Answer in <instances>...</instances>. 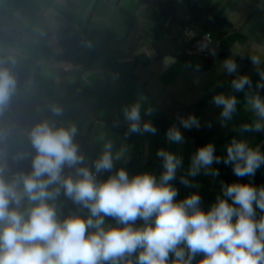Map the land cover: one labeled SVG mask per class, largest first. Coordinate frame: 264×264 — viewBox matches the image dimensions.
<instances>
[{
	"label": "clouds",
	"instance_id": "clouds-1",
	"mask_svg": "<svg viewBox=\"0 0 264 264\" xmlns=\"http://www.w3.org/2000/svg\"><path fill=\"white\" fill-rule=\"evenodd\" d=\"M252 62L259 65L260 59L253 56ZM8 63L14 61H0V115L18 90V77ZM223 68L231 75L238 66L226 59ZM260 76L256 88L264 89V72ZM231 87L236 92L250 90L252 80L239 75ZM213 103L222 108L221 118L227 121L237 111L238 99L218 94ZM245 107L255 118L242 124L241 130L264 131V97L247 92ZM141 108L140 102L123 107L126 136L156 134L152 122L142 119ZM50 110L53 116L63 115L59 105L53 104ZM144 114L151 116L152 109ZM180 123L184 128L199 127L194 115L180 117ZM25 135L31 151L9 156L0 147V264H193L198 255L203 257L198 264H264V215L257 218V209L264 213V185L225 184L222 195L204 210L197 193L176 200L178 189L171 182L183 158L171 151L161 148L156 153L162 162L158 178L150 172L129 177L125 168H119L101 181L97 176L112 173L124 155L122 149L113 151L112 140L104 141L89 165L75 141V124L57 126L53 120L42 119ZM166 136L170 143L184 141L175 126ZM4 139L0 131V144ZM215 152L213 143L199 147L187 175L196 177L204 170L206 175L218 176L212 165L223 162L233 165L235 176L251 178L264 165V152L246 138L233 137L224 157ZM24 160H30V170L18 167ZM180 183L192 186L186 176L180 177ZM61 194L87 209V215L72 212L61 217L54 203ZM106 217L114 219L115 225L106 226ZM138 220L143 221L139 226Z\"/></svg>",
	"mask_w": 264,
	"mask_h": 264
},
{
	"label": "crops",
	"instance_id": "crops-1",
	"mask_svg": "<svg viewBox=\"0 0 264 264\" xmlns=\"http://www.w3.org/2000/svg\"><path fill=\"white\" fill-rule=\"evenodd\" d=\"M196 1L201 7H209L210 13L189 25L187 30H192L195 36H201L204 33L215 35L221 44L219 54L213 59V65L205 70L191 69L172 56L156 57L151 46V18L140 0H0V23L4 29L12 30L15 33L13 41L3 40L6 44L1 47L3 51L0 54L9 53L22 59L28 64L29 71L35 68L36 71L42 72L45 67L63 72L85 71L86 69L80 65L81 63L75 64L66 56L76 54V51L83 53L89 49V60L93 66L88 69L105 68L112 72L118 70L116 68H121L126 72L124 76L135 82H129L125 87V89L128 87V90L124 91L121 96H116L118 104L116 107L111 104L109 108L116 109L115 113L109 111L108 115L102 116L94 109L86 107H79V109L77 107L72 112L82 111V114L94 119L92 124L94 129L105 123L108 128H103L104 134L109 136V130H117L111 127L112 123L116 126L124 124H126L124 126H128V123H120L122 109L125 105L140 102L143 108L147 107H144V100L138 91L140 90L142 93L144 90L153 105L151 107L152 116H167L173 121L172 127L179 128L184 137L183 143H170L166 133L156 132V134L162 135V148L164 144L169 148V151L182 156L184 163L186 158L194 155L199 148L191 134L194 133L201 136L207 144L213 143L216 149L215 154L224 157L227 144L235 137L234 132L240 135V132H244L241 130V125L250 123L255 118L254 114L245 107L246 93L249 91L258 92L261 97H264V89H257L256 84H252L250 90L246 87L243 92H236L231 87V81L237 76L248 75L250 79H258L261 70L264 69V0ZM214 15L224 17L228 23L224 24ZM167 20L168 17L165 15L159 18L163 24L167 23ZM140 53H145L149 57L147 64L142 65L135 61V56ZM108 54L116 55L115 59L109 60L106 57ZM253 56L260 59L259 65L252 62ZM94 57L99 61L100 66L91 61ZM226 59L236 62L238 66L236 73L229 75L225 72L223 63ZM144 69L149 70L147 73L149 80L154 81V78L158 77L165 82H138L139 73L143 78L146 75ZM45 83L48 84V82H31V86L25 89L30 85L26 82L24 85L18 86L17 94L32 101L39 111L41 106H45L50 111L52 105L49 104L50 96L48 95L51 93L43 91ZM148 85L151 86L152 92L162 85L165 88V93L156 96L158 97L156 99L147 93ZM218 94L237 97V111L231 120H222L220 115L222 108L213 103V97ZM6 115L11 120L10 116ZM189 115L197 117L199 127L184 128L181 125L180 117L186 118ZM57 119L60 121L57 122V126H68L66 120L61 117H57ZM5 120L0 119V122L5 123ZM92 132L89 134L91 137ZM131 135L129 134L128 137ZM22 136L23 130L5 133L1 147L10 156L17 152H27ZM91 137H87V140ZM243 138H246L250 145L259 146L264 152V131L247 132ZM75 141L78 144L85 142L87 146L84 136L78 134ZM186 143L191 148L190 150L186 147L184 149ZM156 153V151L153 152V156ZM137 154L141 158L148 156L144 151H138ZM85 155L88 157L87 148ZM124 157L126 158L128 155H124ZM152 158L154 160L155 157ZM87 162L89 165L92 164L91 161ZM118 162H115L112 173H100L101 178L106 180L109 175L113 174L118 167L116 165ZM213 164L219 165L214 169L221 168L228 174L229 180L227 182L218 181L211 175L214 181L211 182L212 186L209 185L206 189L196 186V191L193 188V193L200 195L201 204L209 198L207 194L222 195L223 185L235 183L232 179L238 180L236 182L240 183L251 181L256 186L264 185V165L256 171L254 177L241 178L234 175L233 165H226L223 162H214ZM182 168L184 169L181 167L177 172L181 174ZM62 196L65 197L61 194L57 198L60 203L61 217L72 212L79 213V210L83 211L81 215H87V209L78 208L75 204L69 203L67 199L68 204L65 203ZM215 201L213 200V203ZM205 202L206 208L203 209L207 210L211 207H209L211 202L209 199ZM260 215H264V213L257 209V218ZM202 258V255H198L195 260L199 262ZM131 259L135 261V256Z\"/></svg>",
	"mask_w": 264,
	"mask_h": 264
},
{
	"label": "rangeland",
	"instance_id": "rangeland-1",
	"mask_svg": "<svg viewBox=\"0 0 264 264\" xmlns=\"http://www.w3.org/2000/svg\"><path fill=\"white\" fill-rule=\"evenodd\" d=\"M6 44L3 40H0V53H2V46ZM14 46V45H13ZM15 47V46H14ZM89 49L85 50V52H77L76 54L73 53L69 57V59L73 60V63H81L80 65H83L86 69L85 71H77V70H70L63 72L62 70L59 71L55 68H48L45 67V70L40 72L39 70L32 69L28 73V79L27 83L30 85L26 86V88H29L31 86V82H48L45 83L43 86L45 87L43 91H47L48 93H51L50 96V105L56 104L62 107L63 109V115L59 116L62 119L66 120L67 124H75L78 128V134L81 136H84L85 140L87 141V151H88V157L87 161L93 162V158L95 159L99 156L102 146L105 140H112L113 141V151H119L123 150L124 155H128V157L122 156V158L119 160L118 164H116L118 167L115 169L117 171L119 168H125L128 171L129 177H132L136 174L144 173V172H150L154 175L159 177V175L162 172V162L157 157V155L153 156V152H157L159 149L162 148V135L161 134H151V133H133L130 137L125 134L127 132L122 131L121 128H123L124 125L117 126V130L110 131V135L106 136L104 134L103 128H108L105 123H103L101 126L99 125V128L94 129L93 128V122L94 119L91 117H87L86 114H82L81 112H72V110H76L77 107H86L89 109H94L96 113L99 115H108V112L115 113L116 109H109L111 104L116 107L118 104V100L116 99V96L122 95L124 91L128 90V87L125 89L126 85L129 84V82H135L131 81L128 77L126 78L125 71L121 68H116L118 70L109 72L105 68H99V69H88V67H92L89 60ZM4 55H11L9 53H6ZM106 57L108 59H115L116 55L112 56V54H108ZM91 61H94L99 66V61L94 57L91 59ZM74 66V65H73ZM71 66V67H73ZM148 69H144L145 77H141L140 73L138 75L139 80L138 82H165L160 80L158 77L154 78L153 80H149L147 78ZM136 74V73H135ZM41 75V76H40ZM84 78V79H82ZM47 85V86H46ZM151 86L146 87L147 93L151 94L154 98L158 99L156 96H161L165 92V88H163L162 85L158 87L156 91L152 92ZM141 94L143 100H144V107L141 108V114L143 120H149L150 118L154 116H148L145 115V111L148 108H151L153 105L149 101V97L147 96L146 92L143 90L141 93L140 90H138ZM47 103V101H46ZM40 112L42 114V119H50L57 122H60L59 119H57L56 116H53L51 110L48 111L45 106H41ZM107 113V114H106ZM122 121L120 123H127L124 120L123 112H122ZM0 119H6L5 123L7 125H10L12 122L8 119V116L6 114L0 115ZM63 121V120H62ZM92 132V137L89 136L90 132ZM87 132V133H86ZM241 134L238 135L236 132H234V136L238 139H244L243 137L247 132H240ZM247 136V135H246ZM87 137H91L87 140ZM84 140V139H83ZM188 143L184 145V149H191L189 146H187ZM157 146V147H156ZM163 149L168 150L169 148L166 147L163 144ZM181 149V148H180ZM138 151H144L148 154L147 157L143 156L142 158L137 154ZM169 151V150H168ZM190 154V153H188ZM193 155H190V157H187L186 160L183 163L184 169L181 171L182 173L177 172V178L176 180L172 181L171 183L178 189V195L176 197V200H182L188 195L193 193V188L196 191V186L200 187V189H206L209 185H211V182H214L212 180L211 175H206L204 173V170H201L200 174L196 177L188 176V169L190 166V160ZM152 157H155L153 161ZM219 166V165H218ZM217 165L213 164L212 168H217ZM186 176L189 181L191 182V187L185 186L180 183V177ZM233 182H236L238 180L232 179ZM209 196V199L211 203H209V207L213 204V200H216L217 193L214 195L207 194V197ZM215 197V198H214ZM62 200L66 203L67 200L65 197H61ZM205 199L203 203L201 204L202 208H206L205 206ZM57 206V209L59 211V205L58 201L56 200L54 202ZM68 204V202H67ZM79 213L82 214L83 211L79 210ZM106 220V219H105ZM115 220H106V226L108 225H115ZM143 221L138 220L136 222L137 226L141 225ZM196 261V263H195ZM198 264L197 260H193V264Z\"/></svg>",
	"mask_w": 264,
	"mask_h": 264
},
{
	"label": "trees",
	"instance_id": "trees-1",
	"mask_svg": "<svg viewBox=\"0 0 264 264\" xmlns=\"http://www.w3.org/2000/svg\"><path fill=\"white\" fill-rule=\"evenodd\" d=\"M140 1L145 5L151 18V46L157 58L172 56L183 65L197 71L208 69L213 65L212 59L205 57L194 50L193 42L186 34L189 25L199 21L205 15L210 13L209 7H201L196 0ZM162 15L168 17L167 23L165 24L159 21V18ZM214 17L222 21L224 24L228 23L222 16L214 15ZM14 39L15 33L12 30L4 29L0 23V40L13 41ZM0 61H14V63H8L6 66L11 67L17 75L18 86H22L26 83L29 73V66L26 62L13 55L4 54H0ZM135 61L145 65L148 63L149 57L145 53H140L135 56ZM261 71L264 72V69ZM251 80L252 84H257L261 81V76L258 77V79ZM5 112L10 116L12 123L11 125H7L4 122H0V131L8 133L14 130H23V144L25 145L27 152L31 151L25 132L31 125L42 120L41 112L32 101L25 99L18 94L12 98L11 104ZM146 121H151L153 126L156 127L157 132L162 134L167 133L168 129L173 125V121L164 115L154 116ZM111 127L117 129V126L113 123ZM121 130L128 131V126H123ZM191 134L194 137L197 147H202L207 144L201 136L194 133ZM151 161H153V159H151ZM13 167L15 168L17 166L13 165ZM18 167L26 171L30 170V160L21 161ZM216 170L219 171V175L213 176L214 179L223 182L229 180L228 174L223 172L221 168ZM66 199L69 203H73L67 197ZM106 218L112 219L110 217Z\"/></svg>",
	"mask_w": 264,
	"mask_h": 264
},
{
	"label": "built area",
	"instance_id": "built-area-1",
	"mask_svg": "<svg viewBox=\"0 0 264 264\" xmlns=\"http://www.w3.org/2000/svg\"><path fill=\"white\" fill-rule=\"evenodd\" d=\"M186 34L189 39L193 42L194 50L204 55L205 57H208L210 59H214L219 51H220V40L215 35H212L210 33H204L201 36H195L194 32L192 30H187ZM204 44H207V47H203ZM80 149L84 154H86V144L85 142L79 143ZM68 169H65V172L67 173ZM98 180H104L101 178L100 174L97 176Z\"/></svg>",
	"mask_w": 264,
	"mask_h": 264
}]
</instances>
